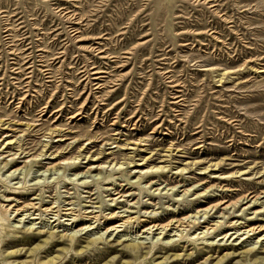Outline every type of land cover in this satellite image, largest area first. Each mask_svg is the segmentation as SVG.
Here are the masks:
<instances>
[{
    "label": "rangeland",
    "instance_id": "rangeland-1",
    "mask_svg": "<svg viewBox=\"0 0 264 264\" xmlns=\"http://www.w3.org/2000/svg\"><path fill=\"white\" fill-rule=\"evenodd\" d=\"M261 226L264 0H0V264H264L222 240Z\"/></svg>",
    "mask_w": 264,
    "mask_h": 264
},
{
    "label": "bare ground",
    "instance_id": "bare-ground-1",
    "mask_svg": "<svg viewBox=\"0 0 264 264\" xmlns=\"http://www.w3.org/2000/svg\"><path fill=\"white\" fill-rule=\"evenodd\" d=\"M209 3V2H208ZM220 37V36H219ZM212 69H208V71H211ZM30 72V71H29ZM263 72V71H262ZM86 76V75H85ZM92 79V78H91ZM118 79V78H117ZM97 81L98 80H100V78H97L96 79ZM27 82H29V81H27ZM93 85V84H92ZM169 86V85H168ZM103 87V86H102ZM27 89V88H26ZM113 90V89H112ZM97 92V91H96ZM172 93V92H171ZM175 102V101H174ZM173 102V103H174ZM182 102V101H181ZM44 111V110H43ZM77 116H79V114H77L76 116H73L72 117V119H74L75 117H77ZM78 118V117H77ZM226 121H228V123L230 124L231 122H229V120H226ZM159 122V121H158ZM90 144V143H89ZM88 144V145H89ZM75 160H77V158H75ZM67 164V163H66ZM64 164H59L58 165V167L59 168H63L62 166H63ZM119 165V168L118 169H121V166L122 165H120V164H115L114 165V168H116L117 166ZM140 166V165H139ZM142 166H143V164H142ZM212 167H217V168H221L220 167V165H215V166H212ZM94 168H96V169H98V167H94ZM209 168H206V169H204V171H206V170H208ZM99 170H100V168H99ZM160 170V171H159ZM165 170V167H158L155 171H146L145 173L147 174V173H153V172H165L164 171ZM217 170V169H216ZM219 170H221V169H219ZM54 171H57V170H54ZM186 171V169H181L180 170V172L178 173V174H185L184 172ZM47 172V171H46ZM137 173V176H138V179H141V176H142V174H145V173H142V171L140 172L139 170L138 171H136ZM45 173V172H44ZM14 174V173H13ZM203 174H206V173H203ZM243 174H246V172L245 173H243ZM41 176H43V174L41 175ZM98 176V175H97ZM238 176V175H237ZM213 178H216L217 180H220V181H222V182H226L227 180H229V179H233L234 177H233V175H223V176H217V177H213ZM84 184V183H83ZM164 189H166V187L164 188ZM173 189H175V188H171V189H167L166 191H170V190H173ZM159 190V189H158ZM187 193V191L185 192V194ZM208 197V196H207ZM250 197H251V199H250ZM244 201L245 200H248V199H250V201L249 202H252L253 200V203L255 204L258 200H259V197H256V196H253V194H250V195H246L245 197H243L242 198ZM35 200V199H34ZM240 202V201H239ZM237 204L238 203H233V204H228L226 207L227 208H229L230 207V209L232 208V207H236L237 206ZM36 204H33V203H30V204H28L26 207H24V208H20V209H18V210H15V213L16 214H19L20 212H28L31 216H33V215H35V212H37V211H40L42 214L44 213V214H46L47 216H49V215H55V216H60V211L59 210H55V209H57V208H46L45 210H41L42 208V206H39L38 208H36V206H35ZM224 205H226V202H222V203H220L219 205H216V206H214V207H210V208H207L205 211H203L202 212V215H201V217L202 216H205V215H209V213L214 209V208H220L219 206H224ZM226 208V209H227ZM89 214V221H92V220H95V222H98V216H93L94 215V213L91 211V212H89L88 213ZM200 213L199 212H197V214H196V216L197 215H199ZM74 210L72 209V208H70V209H66V213H65V215L64 216H66V217H71V218H73L74 217ZM200 217V218H201ZM196 218V217H195ZM75 219V218H74ZM74 219H72V220H74ZM116 219V218H115ZM194 219V218H193ZM198 220V218H196L195 220H190L189 218H185V219H179V220H176V221H172V222H170V223H168L167 225H163V226H160V225H155V226H152V227H150V228H148V230L146 231H144V232H146V233H148V234H152V233H154L153 232V230L155 229V231H161L158 235L159 236H162V235H166V233H163V232H167L168 230H174L175 232H179L180 234H181V236H182V234H184L183 232L186 230V228H188V227H190L191 225H193V224H197L196 223V221ZM120 221H123V222H121L122 223V225H118L117 227H121V226H126V224H127V222L129 221V219L128 220H123V219H121ZM154 222V221H153ZM206 223V222H205ZM227 224V223H226ZM243 227V226H242ZM218 228V225H212V226H207V227H205V231L204 232H202V233H205V234H207V235H209L210 234V231H216V229ZM115 231L117 230V228L116 229H114ZM199 230V229H198ZM236 231H235V233H232V234H226L224 237H222V240H225L226 238L228 239V240H230L231 238H233V237H235V235H237V234H239L240 236H238V237H236L237 239H240V238H242L243 239V237H245V236H247V235H250L251 233L254 235V234H256V232H258V234H262V233H264V226H261V227H257V228H247V229H245V228H243V229H235ZM168 235V234H167ZM198 235V234H197ZM200 235V234H199ZM169 237H171V235H168ZM174 236H178V235H174ZM190 236V235H189ZM227 240V241H228ZM262 240H264V235L263 236H261L260 238H259V241L258 242H260V241H262ZM130 248H132L134 251L135 250H137V252H138V249H141L140 248V245H139V242H136V241H134L133 242V244L132 245H130ZM49 263H54V259H52Z\"/></svg>",
    "mask_w": 264,
    "mask_h": 264
}]
</instances>
